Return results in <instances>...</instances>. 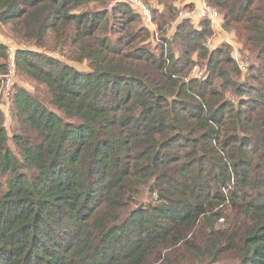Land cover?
<instances>
[{
  "label": "trees",
  "instance_id": "obj_1",
  "mask_svg": "<svg viewBox=\"0 0 264 264\" xmlns=\"http://www.w3.org/2000/svg\"><path fill=\"white\" fill-rule=\"evenodd\" d=\"M111 1L0 0L48 100L15 85L11 136L0 107V264H264V0H205L246 79L210 19L167 34L180 0H144L167 52Z\"/></svg>",
  "mask_w": 264,
  "mask_h": 264
},
{
  "label": "built area",
  "instance_id": "obj_2",
  "mask_svg": "<svg viewBox=\"0 0 264 264\" xmlns=\"http://www.w3.org/2000/svg\"><path fill=\"white\" fill-rule=\"evenodd\" d=\"M127 3L130 4L143 18L148 29L152 32V39L156 43H162L165 51L167 52L168 45L164 41L160 34L157 24L153 17V12L151 7L144 0H112L107 6L106 10H111L115 5ZM180 20H203L210 19L212 26H215L218 21H220V14L218 10L210 7L205 1H202L201 4L193 6L191 8H183L179 12ZM212 40L208 41L210 44ZM9 48V45H8ZM18 47L11 45L8 51V72L4 75L3 79V92L8 93L10 88L13 87L15 77L17 74L16 66V52ZM240 67L243 72L247 69L246 62H240ZM192 75L198 78H201L204 75L203 69L199 65H195L192 70Z\"/></svg>",
  "mask_w": 264,
  "mask_h": 264
},
{
  "label": "rangeland",
  "instance_id": "obj_3",
  "mask_svg": "<svg viewBox=\"0 0 264 264\" xmlns=\"http://www.w3.org/2000/svg\"><path fill=\"white\" fill-rule=\"evenodd\" d=\"M155 5H156V3L153 2L152 6L154 7ZM180 11L181 10H179V12ZM177 18L179 19V14H178ZM180 21H182V20L179 19V22ZM191 22L194 24H198V22H200V21L199 20H194V21L191 20ZM172 26L174 27V30L171 32V34H170V32L168 33L169 29H167V31H166L169 36H172L175 29H176V26H177L176 21H175V23H171L169 28H171ZM159 34H161V33L159 32ZM0 41L2 43L6 44L7 46L9 45V48L11 45L16 46V47H20V48H23V46H27V47L29 46L30 48H32L31 45H26L25 43H20V42L16 41L14 39V37H12V35L10 34V30L8 29V27H6L4 25H0ZM219 41H220L219 39H217L216 41H215V39L212 40V42L210 44H208L209 48H211V49L215 48L217 46V44L219 43ZM223 43H220V44H223ZM52 45H53V40H52V37H50V39H47V47L45 49H41L42 52H45L49 55H52L56 58H59L61 61L65 62V63L73 64L70 55L68 57L66 55L64 56L63 54L59 53L57 50L52 48ZM154 45H155V43H154ZM234 46H240V44L236 43V45H234ZM9 48L7 49V52L9 51ZM175 50L179 51V48L177 45H175ZM233 54L238 61L241 62L244 60L242 54L239 53V50L237 47H236V49L233 48ZM75 66L79 69H87L88 68L85 63H75ZM243 75L245 77L244 79H246L247 72H244ZM14 82L15 83H14L13 87L10 88L8 93L3 92L1 100H0V107L4 110V114H5V117L7 119V126H8V131H9L10 136L12 135V130H13V126H14V120L12 118L11 96L13 94L15 85L24 86L27 89L33 90V92L35 94H37L38 96L41 97V99L43 100V102L45 104H48L46 90L42 87L39 89H36V85L32 81H30L25 75H22V74L17 72ZM12 146H13V144H12ZM151 199H153V197L151 195L146 194L143 197L142 201L148 202Z\"/></svg>",
  "mask_w": 264,
  "mask_h": 264
},
{
  "label": "crops",
  "instance_id": "obj_4",
  "mask_svg": "<svg viewBox=\"0 0 264 264\" xmlns=\"http://www.w3.org/2000/svg\"><path fill=\"white\" fill-rule=\"evenodd\" d=\"M202 1H204V0H180L177 3V6L180 8H183L186 6H191V5L197 6V5L201 4ZM177 22H179V19L176 21V24H177ZM212 28L214 30V35H213L212 40L215 39V41H216L217 39H219L220 40L219 43L222 41H225L227 43H230L233 46V48H235V49H236V47L237 48L240 47V46H234V45H236V43H238L236 38H235V35H234V33H230V32H227L226 30H224V28L222 27L221 19H220V21H218V23H216L215 26H212ZM173 30H174V27L172 26L171 28H169L168 33L170 32V34H171V32ZM152 41L154 42L153 39H152ZM154 43H156V42H154Z\"/></svg>",
  "mask_w": 264,
  "mask_h": 264
}]
</instances>
